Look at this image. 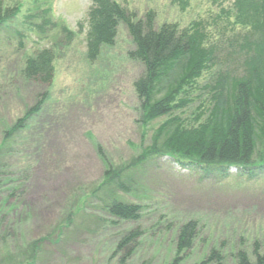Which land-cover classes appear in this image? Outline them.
Instances as JSON below:
<instances>
[{
    "label": "rangeland",
    "instance_id": "rangeland-1",
    "mask_svg": "<svg viewBox=\"0 0 264 264\" xmlns=\"http://www.w3.org/2000/svg\"><path fill=\"white\" fill-rule=\"evenodd\" d=\"M116 1L137 17L152 11L156 24L203 23L210 41L221 45L224 65L234 64L235 57L225 53L243 28L223 13L229 0ZM90 5L91 0H0L5 11L0 25V152L10 167L28 169V178L9 176L18 178L11 185L6 176L1 178L0 263L7 256L21 262L27 243L53 234L57 225L66 226L67 215L79 206L74 224L53 235L32 264H119L117 239L134 226L144 236L125 264H165L178 227L190 219L197 223L196 237L181 264L198 262L210 247L221 249L226 264L234 263L238 248L264 250V173L231 168L224 177L202 178L167 157L159 158L130 193L121 194L124 201L141 206L138 221L109 218L106 226L89 224L100 214L88 196L107 162L117 165L137 154L163 120L150 126L138 120L132 83L141 66L127 56L132 43L124 24L117 26L112 45L103 46L96 59L88 58ZM42 48L54 54L48 84L21 74L25 58ZM215 70L203 73L199 84ZM191 93L198 92L192 88ZM39 99L40 109L26 127L4 141L5 130ZM199 101L177 114L194 123Z\"/></svg>",
    "mask_w": 264,
    "mask_h": 264
},
{
    "label": "trees",
    "instance_id": "trees-1",
    "mask_svg": "<svg viewBox=\"0 0 264 264\" xmlns=\"http://www.w3.org/2000/svg\"><path fill=\"white\" fill-rule=\"evenodd\" d=\"M225 1L220 0L221 4ZM222 10L231 16L233 26L243 28L240 35L231 38L232 48L225 53L227 57H235L230 67L224 65L221 45L218 47L210 41L201 22L188 26H180L177 22L156 24L152 11L137 17L116 0H91L85 33L88 58L96 59L103 46L112 45L117 26L124 24L132 43L127 56L141 66L132 83L138 120L145 126L159 118L163 120L152 128L148 143L142 145L137 154L117 165L107 162L101 180L88 196L98 204L100 214L88 219L90 225L106 226L111 222L109 218L138 221L141 206L124 201L121 194L130 193L140 177L161 157L169 158L180 168L199 173L202 178L224 177L231 168L249 175L264 173V0H229ZM3 13L5 11L0 8V25ZM62 30L69 38L73 34L66 28ZM53 59L50 48L36 51L25 58L22 76L48 84L53 75ZM213 67L216 70L211 77L199 84L198 79L209 69L212 72ZM192 88L198 93L189 95ZM194 99L202 103L199 101V114L193 123L177 112L181 113ZM41 102L39 99L5 130L4 141L26 127L30 116L40 109ZM2 155L1 151L0 184L5 176L10 185L18 178H28L27 168L10 167L4 159L6 154ZM12 175L18 178L12 180L9 177ZM79 211L80 206L67 215V225L74 224ZM67 225H57L53 234L27 243L20 253L21 262L7 256L1 263L32 264L50 238L60 236ZM196 225V221L190 219L178 227L173 254L165 264L182 263L192 248ZM143 236L139 226L122 231L114 250L115 254H120L119 264L127 262ZM233 258V264H264V250L253 249L250 253L238 248ZM194 264H226V261L221 249L210 247Z\"/></svg>",
    "mask_w": 264,
    "mask_h": 264
}]
</instances>
